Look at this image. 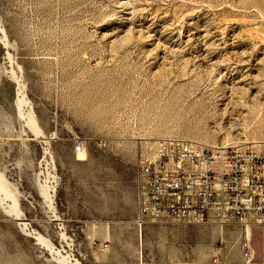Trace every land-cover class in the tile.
Here are the masks:
<instances>
[{"label": "rangeland", "instance_id": "obj_1", "mask_svg": "<svg viewBox=\"0 0 264 264\" xmlns=\"http://www.w3.org/2000/svg\"><path fill=\"white\" fill-rule=\"evenodd\" d=\"M174 138L264 144V0H0V264L211 263L217 224L134 221L137 165ZM249 243L261 261L264 225Z\"/></svg>", "mask_w": 264, "mask_h": 264}, {"label": "built area", "instance_id": "obj_2", "mask_svg": "<svg viewBox=\"0 0 264 264\" xmlns=\"http://www.w3.org/2000/svg\"><path fill=\"white\" fill-rule=\"evenodd\" d=\"M75 152L84 151L81 141ZM135 223H237L244 264L253 259L248 228L264 225V144L208 145L164 140L154 158L140 160L135 176ZM106 246V244H105ZM220 244L211 251L218 263Z\"/></svg>", "mask_w": 264, "mask_h": 264}, {"label": "bare ground", "instance_id": "obj_3", "mask_svg": "<svg viewBox=\"0 0 264 264\" xmlns=\"http://www.w3.org/2000/svg\"><path fill=\"white\" fill-rule=\"evenodd\" d=\"M18 84V83H17ZM19 85V86H18ZM17 86H18V88H17V98H16V100H15V105H16V108H17V112H18V114H19V116L20 117H23V111H22V107L24 106V105H26L27 104V101H26V99H25V97H24V95H25V93L24 94H22V89H23V87L24 86H22L21 84H18ZM24 85V84H23ZM16 86V87H17ZM27 106V105H26ZM31 107V106H30ZM26 109H27V107H25ZM30 109V108H29ZM28 110V109H27ZM29 111V110H28ZM30 113V112H29ZM25 117V116H24ZM35 118V117H34ZM34 118H33V116L32 115H29L28 114V116L27 117H25V123L26 124H28L30 127L31 126H35V120H34ZM23 119V118H22ZM36 119V118H35ZM29 127V128H30ZM33 129V128H32ZM34 130H36V133L38 132V129H34ZM34 132V131H33ZM40 133V132H39ZM39 133H37V134H39ZM84 154H85V151H80V152H78V158H83V156H84ZM47 190V189H46ZM46 190H44V189H42L41 190V192L45 195V196H47L48 194H47V191ZM0 192H3V194H4V197L7 199V198H9V199H12L13 200V203H15V195H14V192L13 191H11V190H9L8 189V187H7V184L1 179V176H0Z\"/></svg>", "mask_w": 264, "mask_h": 264}, {"label": "crops", "instance_id": "obj_4", "mask_svg": "<svg viewBox=\"0 0 264 264\" xmlns=\"http://www.w3.org/2000/svg\"><path fill=\"white\" fill-rule=\"evenodd\" d=\"M214 222H211L210 224H213ZM214 224H216V223H214ZM233 224H236V225H239V224H237V223H233ZM218 225V224H217ZM211 227H213V225H210ZM219 226V229H216V231H217V233H219V235H220V239H218L217 241H216V243L214 244V246L212 247V249L216 246V245H218V244H220V246H221V254H220V257H219V262L218 263H208V262H191V263H180V264H244L243 263V261H242V258H241V241H242V239H243V237H244V234H245V230L243 229V227L241 226V225H239L240 227H241V229H242V237H241V241H240V249H239V259H238V261H236V262H227L226 260H225V258H224V256H223V253H224V250H223V247H222V243L224 242V239H223V226H220V225H218ZM205 227H207V226H205ZM251 227H253V226H251ZM251 227H249L248 228V237H250V228ZM216 238H218V235L215 237V239ZM214 239V240H215ZM212 249H211V251H212ZM255 258H256V253L254 252V250H253V259H252V261L249 263V264H264V258L261 260V261H259V260H255ZM168 264H171V263H168ZM177 264V263H176Z\"/></svg>", "mask_w": 264, "mask_h": 264}]
</instances>
